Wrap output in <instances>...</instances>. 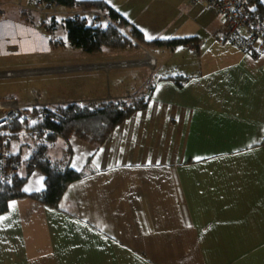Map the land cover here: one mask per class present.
Instances as JSON below:
<instances>
[{
    "label": "crops",
    "instance_id": "0c3cea01",
    "mask_svg": "<svg viewBox=\"0 0 264 264\" xmlns=\"http://www.w3.org/2000/svg\"><path fill=\"white\" fill-rule=\"evenodd\" d=\"M8 1L0 7V25L38 36L39 25L5 18L6 7L18 2ZM98 1L127 22L125 34L135 26L146 40L191 39L196 48L135 43L124 48L135 50L129 54L104 49L92 53L97 59L64 69L82 81L80 97L73 91L66 99L17 104L92 108L146 99L101 144L71 136L48 146L51 161L70 148V167L85 175L69 185L59 209L29 197L44 189V175L26 176L25 195L0 215V264H264V54L251 57L219 44L222 17L203 2ZM35 2L18 6L31 10ZM129 60L139 63L111 67ZM34 143L28 130L12 139L18 176L26 175Z\"/></svg>",
    "mask_w": 264,
    "mask_h": 264
},
{
    "label": "trees",
    "instance_id": "16d2710c",
    "mask_svg": "<svg viewBox=\"0 0 264 264\" xmlns=\"http://www.w3.org/2000/svg\"><path fill=\"white\" fill-rule=\"evenodd\" d=\"M46 6L54 4L62 8L84 5L88 8L107 10L108 17L116 26L108 25L91 26L84 19L74 16H64L57 20L55 16L49 18V26H42L46 32H52L59 24L63 26L67 34V42L72 47L87 53H98L104 49L116 51L135 43L143 47H169L193 41L183 40H146L144 35L135 26H131L125 34L127 22L103 1H79V0H40ZM254 12L264 20V0H251ZM30 24V23H29ZM31 24L38 25L34 22ZM40 26V24H39ZM50 42L55 45H64L65 42L56 36H51ZM146 105L143 97L129 101L104 102L92 108L78 104L55 105L47 107L44 111L47 116L30 127L14 126V131L28 130L34 137V148L30 157L25 161V176H15L12 185L0 184V215L6 212L8 202L12 199L24 196L23 184L26 176L33 170H38L44 175V189L30 194L29 197L39 203L59 209L62 198L69 185L84 177V171L73 170L69 165L72 150L67 148L63 159L51 161L46 155L48 146L57 139H68L73 136L91 144L104 142L112 130L120 122L130 117L136 111ZM38 109L35 110L37 112Z\"/></svg>",
    "mask_w": 264,
    "mask_h": 264
},
{
    "label": "rangeland",
    "instance_id": "374dc122",
    "mask_svg": "<svg viewBox=\"0 0 264 264\" xmlns=\"http://www.w3.org/2000/svg\"><path fill=\"white\" fill-rule=\"evenodd\" d=\"M6 8L5 18L8 20L16 22L21 19L26 25L34 26V24H31L32 22L39 25L38 19L26 15L25 13H29L23 8L19 6ZM17 10H20L22 14L19 15ZM47 10L48 7L45 8L44 12H47ZM37 16L40 18L39 15ZM47 21L40 22L39 28H34L39 34L38 36L29 34L22 28L16 29V26H11L7 23L0 25V102H10L8 104L14 105L20 104L26 99L28 102L39 101L41 103V100L44 99H66V95L73 91L78 97L82 95L83 90L79 87L83 84L82 81L77 80L76 75H74L76 74L75 71L64 72V69L67 66L79 65L83 60H95L98 57L69 45L66 30L60 24L49 33L41 30L43 29L42 26H48ZM5 22L2 21V23ZM51 36H56L64 41L65 44L61 46L52 44L50 42ZM123 50L125 49L109 51V54H129L135 51L131 49ZM127 62L133 63L136 60ZM136 63L138 64L139 62ZM137 64H128L125 68ZM111 67L122 68L119 62L112 64ZM6 73H9V75H5ZM68 78L71 79L69 80ZM123 78L126 84L127 81H131L127 75L126 78ZM140 79H143V84L145 76L141 75V78L138 77L137 81ZM110 84H112L113 89L112 78H110ZM74 88H77V90H74ZM136 90L134 89V91ZM126 100L122 99L113 102L118 103Z\"/></svg>",
    "mask_w": 264,
    "mask_h": 264
},
{
    "label": "built area",
    "instance_id": "2783aa9c",
    "mask_svg": "<svg viewBox=\"0 0 264 264\" xmlns=\"http://www.w3.org/2000/svg\"><path fill=\"white\" fill-rule=\"evenodd\" d=\"M16 5H20V0ZM191 2H203L212 5L222 17V24L215 33V40L219 44H232L251 57L264 54V20L258 13L254 12V5L251 0H190ZM9 2L0 0V7ZM46 6L40 0H36L34 9H27L28 13L35 12L44 16L46 21L49 16H74L82 18L88 25L106 27L113 23L107 13L86 9L84 6L71 8L66 12L58 10L54 4ZM26 10V9H25ZM26 10V11H27ZM181 47L195 50L196 46L191 42L182 43ZM151 66L155 60L150 57L148 60ZM122 68L130 63L119 62ZM5 75H9L6 73ZM47 106H34L31 108L20 107L17 104L0 103V184L3 186L12 185L17 175L18 159L11 150L13 137L17 134L14 126L30 127L47 116L44 111ZM37 112H35V110Z\"/></svg>",
    "mask_w": 264,
    "mask_h": 264
},
{
    "label": "snow or ice",
    "instance_id": "6c2138e0",
    "mask_svg": "<svg viewBox=\"0 0 264 264\" xmlns=\"http://www.w3.org/2000/svg\"><path fill=\"white\" fill-rule=\"evenodd\" d=\"M150 38V37H149Z\"/></svg>",
    "mask_w": 264,
    "mask_h": 264
}]
</instances>
